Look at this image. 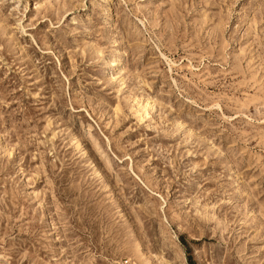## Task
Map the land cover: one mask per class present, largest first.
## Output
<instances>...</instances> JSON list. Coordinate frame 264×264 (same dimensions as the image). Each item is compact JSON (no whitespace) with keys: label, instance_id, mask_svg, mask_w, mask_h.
I'll return each mask as SVG.
<instances>
[{"label":"rangeland","instance_id":"1","mask_svg":"<svg viewBox=\"0 0 264 264\" xmlns=\"http://www.w3.org/2000/svg\"><path fill=\"white\" fill-rule=\"evenodd\" d=\"M264 264V0H0V264Z\"/></svg>","mask_w":264,"mask_h":264},{"label":"built area","instance_id":"2","mask_svg":"<svg viewBox=\"0 0 264 264\" xmlns=\"http://www.w3.org/2000/svg\"><path fill=\"white\" fill-rule=\"evenodd\" d=\"M122 264H123V263H122ZM124 264H130V262L127 261V262H125Z\"/></svg>","mask_w":264,"mask_h":264}]
</instances>
